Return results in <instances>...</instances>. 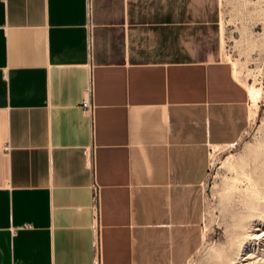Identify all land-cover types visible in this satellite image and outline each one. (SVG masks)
<instances>
[{"label":"crops","instance_id":"0c3cea01","mask_svg":"<svg viewBox=\"0 0 264 264\" xmlns=\"http://www.w3.org/2000/svg\"><path fill=\"white\" fill-rule=\"evenodd\" d=\"M185 3L0 0V264L146 262L183 214L210 145L248 117Z\"/></svg>","mask_w":264,"mask_h":264},{"label":"rangeland","instance_id":"374dc122","mask_svg":"<svg viewBox=\"0 0 264 264\" xmlns=\"http://www.w3.org/2000/svg\"><path fill=\"white\" fill-rule=\"evenodd\" d=\"M162 2H186V16L196 17L186 37L228 63L248 117L234 140L210 145L204 178L178 200L183 214L163 220L166 229L138 247L148 261L134 264H264V0Z\"/></svg>","mask_w":264,"mask_h":264},{"label":"built area","instance_id":"2783aa9c","mask_svg":"<svg viewBox=\"0 0 264 264\" xmlns=\"http://www.w3.org/2000/svg\"><path fill=\"white\" fill-rule=\"evenodd\" d=\"M87 90H89L90 92V86L89 88H86V91ZM80 105L84 111H87L90 114V116L92 115L94 104L90 98L86 96H82L80 100ZM91 198H92V201L94 200V206H96L97 208V202L95 204V201L97 200V185L95 183L91 185ZM91 264H100L99 257L96 256L92 260Z\"/></svg>","mask_w":264,"mask_h":264},{"label":"bare ground","instance_id":"6f19581e","mask_svg":"<svg viewBox=\"0 0 264 264\" xmlns=\"http://www.w3.org/2000/svg\"><path fill=\"white\" fill-rule=\"evenodd\" d=\"M258 91V90H257ZM257 91L252 88V86H248V90H247V93H248V96L250 98V101H252V104H254V106L256 107V99H257ZM217 146V145H216ZM248 257V256H247ZM247 259H250V258H247ZM247 261H245L246 263ZM244 263V264H245Z\"/></svg>","mask_w":264,"mask_h":264}]
</instances>
